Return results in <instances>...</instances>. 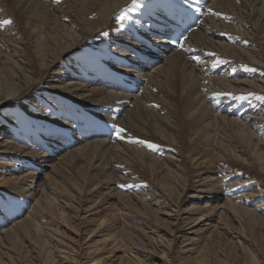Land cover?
Here are the masks:
<instances>
[{"label": "bare ground", "instance_id": "1", "mask_svg": "<svg viewBox=\"0 0 264 264\" xmlns=\"http://www.w3.org/2000/svg\"><path fill=\"white\" fill-rule=\"evenodd\" d=\"M28 1L31 7L33 0ZM168 1L172 6L166 3L157 16L158 0H138L135 5L133 0H73L74 15L62 13L56 7L58 17L67 24L55 19L54 35L45 36L42 45H38L35 62L39 63L41 70L37 72L42 71V77H34L32 61L15 48L7 56L14 64L0 65V264H27L15 251L22 232L32 237L30 243L37 253L33 258L38 264H131L135 260L132 262L133 250L128 246L135 241V234L122 226L125 218L142 232H138L139 238L148 231L157 236L164 255L168 250L169 257L174 247L169 241L183 237L181 243L185 248L176 254L177 264H188L201 254L202 238L194 228L207 220L214 230L223 229V234L231 243L238 244L252 263L264 264V0H211L206 6L200 0ZM125 4L132 9L129 22L122 24L124 29L114 26L113 32L108 30V18L122 12ZM187 12L202 13L201 23L181 43L183 47L167 44L169 34L159 35L158 26L166 23L169 32ZM68 26L73 27L60 34ZM104 29V44L98 45L106 47L108 57L77 50ZM209 39L212 42L208 44ZM218 42L224 47L214 49ZM176 47L179 50H174ZM212 51L216 54L214 61ZM214 64L217 66L213 67ZM244 66L254 71H246ZM68 77L73 81H65ZM54 82L62 86H52ZM126 84H132L136 91L129 93ZM213 89L218 94L210 93V97L207 91L214 92ZM177 92L182 100L186 97L182 127L189 126L195 140L210 143L204 155L188 152L187 157L181 158L179 144L169 138L171 135L163 134L162 129L167 134L166 129L177 123L168 115V108L174 104L172 95ZM241 95L247 99L234 98ZM20 100L22 112L15 104L12 106V102ZM174 108L177 110V106ZM113 125L125 129L123 139L114 134ZM229 134L235 135L238 143L229 139ZM156 138L163 141L160 147L156 145L158 155L154 153L156 149L152 152L148 147ZM215 148L218 154L212 163L208 154ZM129 151L148 167L146 170L160 171L157 163H165L166 172L160 176L163 180L160 178L153 187L142 184L144 180L139 176H125L127 172L122 168L129 169L123 165L106 162L105 153L118 155ZM141 151L153 158L139 154ZM162 153L164 162L159 156ZM56 155L59 158L54 162ZM78 161L84 162L81 167L86 170L85 175L84 169H80L82 173L79 170L84 175L81 180H62L60 170ZM47 168L51 172L40 180ZM193 168L194 177L189 174ZM53 179L63 182L62 186H57ZM122 184L124 189L142 186L148 191L141 193L146 202L140 203L145 207L152 204V222L133 214L134 209L129 208L132 204L125 200L128 193L121 192ZM107 204L121 205L126 211L111 226H107L109 221L103 218L104 214L99 215L103 210H99L100 206ZM138 205L133 204L135 208ZM66 208L75 216L69 217ZM22 213V220L12 223ZM72 217H76V227L82 230L98 225L103 231L102 244L96 246L94 241L80 246L82 232H75L76 228L73 232L72 228L75 237L69 240L79 243L70 248V244L65 245L62 232L72 224ZM165 225L171 229L166 230ZM217 231L212 230L216 235ZM162 232L171 236L168 242L163 240ZM209 235L211 239L213 236ZM137 247L140 250L141 246ZM120 249L124 256L117 255ZM105 254L110 257L107 259Z\"/></svg>", "mask_w": 264, "mask_h": 264}, {"label": "rangeland", "instance_id": "2", "mask_svg": "<svg viewBox=\"0 0 264 264\" xmlns=\"http://www.w3.org/2000/svg\"><path fill=\"white\" fill-rule=\"evenodd\" d=\"M47 1L46 0H33L34 3L32 2V6H31L32 9H31V7H29V5H28L29 4L28 3L29 2L28 0H0V4H1L0 11L4 15L3 20L10 19V20L13 21V23L11 25H3V24L1 25L0 24V28H2V29H0V65L4 66L6 63H7V65L9 63L10 64H14L13 60L11 58L8 59L7 56L10 53H13L14 52L13 48H15L18 51H22L23 54H24V56L27 57L29 60L32 61V63H33L32 69L36 71V73L34 74V77L35 78L42 77L43 72L42 71L41 72H37L38 70H41V69H39V63L38 62L37 63L35 62V59L38 58L37 57V48H38V45H42V41L45 40L48 37V35H54V33H53V32H55L54 31L55 30L54 28H55V26H57V22L55 21V19L57 21L61 20L60 22L62 24H67V21L66 20L58 17L60 15V13L57 11V9L60 12L62 11V13L67 12L68 15L69 14L70 15H74V13H75V11L73 10V3H72L73 0H61V2L59 4H57L55 2V0H47ZM141 1L143 2L144 0H141ZM210 1H209V3H210ZM50 2H51V4H50ZM127 4L122 5V7H123V11L122 12H120L119 14H117V12H115L114 14H112L108 18V21L106 23V24H108V23L110 24L109 27L107 28L108 30H110V31L113 32V30L115 29L114 26H120L121 29H124V27L122 26V24H126V23L129 22V12L132 10L131 7L128 6ZM33 5H34V8H33ZM35 6H38V7H35ZM25 7H27V8H25ZM56 7H57V9H56ZM41 12H43L44 14H42ZM39 13H41V14H39ZM37 14L39 16H37ZM48 14H50V16ZM35 15L37 17H35ZM40 15H42V16L40 17ZM45 15L48 16V18L50 17L49 18L50 20H48L47 17H45ZM121 15H125L126 16V19L124 21H121L120 19H118V17L121 16ZM43 16L50 23L48 21H43V20H45ZM40 20H42V21H40ZM215 20L216 21H219L217 19H215ZM46 22L48 23V25H47ZM42 23H43V26H42ZM52 25H53V27H52ZM2 26H5V27H2ZM72 27L73 26H71V27L68 26V27L63 28V30L60 31V34H62L64 32L67 33L69 30L72 29ZM2 30H3V32H2ZM10 30H13V32H11ZM105 31H107V30L104 29L99 34H95V38L89 40L87 43H85L83 45V47H79L77 50H79V52H82V53L96 52L98 54H101L102 56L108 57V50L106 49V47L105 46H99L98 45L99 42H101L102 44H104L103 43V39H104L103 33ZM45 36H47V37H45ZM63 38L65 39V36H63ZM70 40L67 39V42H70ZM211 42H212V40L209 39L208 40V44L211 43ZM220 47H224V45L222 44V42H218L217 43V46L214 49L220 48ZM201 48L204 49L203 47H201ZM263 51H264V45H263ZM203 52H204V50H203ZM201 53H202V51L200 53H198V54L201 55ZM211 53H214V55H212V56H214L213 57L214 59L212 58V60L214 61L216 59V54L213 51ZM121 55L124 56V54H121ZM212 56H210L209 59H211ZM262 63H264L263 60H262ZM160 64H165V63L164 62H161ZM116 65H118V68L117 69H121V66L119 64H116ZM256 68H258V67H256ZM221 69H222V72H223L224 69L223 68H221ZM43 79H45V78H43ZM49 80H50V77H49ZM44 81H46V80H44ZM65 81H73V78L70 79V77H68L67 79H65ZM51 85L52 86H56V85H61L62 86V84L55 83V82H54V84L52 83ZM211 85L214 86L213 84H211ZM209 89H211V86L209 87ZM35 90L36 89H33L32 91H35ZM211 91H214V92H210V91L208 92L207 91V94L210 97H211V94L210 93H214V95H217L218 94V90H214L213 89ZM135 93H138V92H135ZM158 93H159V91H158ZM178 95H179V92H177L175 95H172V97L174 98V104L171 105L170 108H168V110L171 112V113H168V115L170 116V118L172 120L176 119L177 123L174 124V126H173L172 129H170V128H169V130L166 129L167 134L162 129L163 134H165L167 137H169L168 135H171L169 138L170 139H173V141L175 143H178L179 144V146H177V148L180 150V153L182 155L181 158L184 157V156L187 157V154H189V153H191V154H198V155H204L205 154V150L209 146L210 143L209 142L207 143L206 142L207 140H205L203 142V139L199 140L198 138H196V140H195L194 139V135L189 132V126L182 127V125H181V121L183 119L182 114L185 111V108H186V105L187 104H186V101H184V100H186V97H184L183 100H182L180 98V96H178ZM14 104H15V107L19 108V111H21V112L24 111L23 110L24 108L21 105V100L18 101V102H14V103L12 102V106H14ZM149 104H150L149 106H153V105H151V103H149ZM175 106H177V110L174 108ZM158 107L159 106H157L156 108L158 109ZM218 112L219 111H217V113ZM146 119H147L146 117H143V120H146ZM143 122H145V121H143ZM145 123H147V122H145ZM174 131H176L177 134ZM222 134H228V133L222 132ZM228 138L229 139L234 138V141H236L237 143L239 141L237 139V137L235 135H233V134H229ZM152 143L154 145H157V146L160 147L162 145L163 141L162 140H157V138H156V139H154V141ZM211 147L213 148V146H211ZM155 149L156 150L152 149V152L154 150L155 155H158V152H157V149L158 148H155ZM120 153H123V154L113 155V154H110V153H105L106 154V157L105 158H106V162H108V163L111 161L112 163H115L116 165H119V166H122L123 165V167L129 169V171H126L124 168H122L125 172H127V174H124L125 176H127L129 178H132L133 176H139L140 179H142V181L144 180V182L142 184L145 183L147 185H151L152 187L153 186H156L160 181L163 180L162 179L163 177L161 178L160 176H162L164 174V171L166 172V168L164 167L165 166L164 165L165 163H161L160 162L161 163L160 165L157 163V168H159V167H160V169L162 168L160 170L161 172L158 171L157 169H155V171L152 172V170H146V169H148V167L146 165H144L143 163H141L138 160V157L136 156V154H134L132 151H129L128 153H124V152H120ZM141 153L144 154L143 151L139 152V154H141ZM145 154L144 155L147 158L148 157L149 158H153L150 154H147V153H145ZM217 154H218V150H216V148L215 149H211V151L209 152L208 155H209L210 161L212 163L214 162V158L217 156ZM159 156H160L161 159H163L162 162H164V158L163 157L165 156V154L162 153V154H159ZM154 157H156V156H154ZM56 158H59V156L58 155L55 156V158L53 159L54 162H57L58 161V159L56 160ZM156 158H158V157H156ZM179 158H180V156H179ZM150 160H152V159H150ZM83 163H84L83 161H81V162H79V161L78 162H74L71 165H67L66 168L63 169L62 171L60 170V173L63 172V175L61 176L62 177V180L67 179L70 182H72L73 180L74 181H80L81 178L85 175L84 172H86L85 168L84 167L83 168L81 167V164H83ZM243 164H247V163L243 162ZM240 165H242V164H240ZM81 168L84 169V171ZM244 168H246V165H244ZM25 169H27V168L25 167ZM80 169L83 171V174L84 175L83 174H80V173H82V171ZM162 170H163V172H162ZM194 170L195 169L193 168V170H191L192 173L189 172V174H191L192 177H194V175H195L193 173V172H195ZM93 171H96V173H100V175H101V172L98 169H94ZM47 172L48 173L51 172V169L50 168H47V170L45 169L44 171H42V174L43 175H41L40 180H43V178L45 179L44 174L47 173ZM24 173H26V172H24ZM137 173L139 175H136ZM158 173H159V175H158ZM76 177H77V179H76ZM59 178L60 177H58L57 179L59 180ZM157 178H158V180H157ZM160 178H161V180L159 181ZM57 179H53V182L55 181L54 183L57 186H60L61 187L62 184H63V182L62 183H60V181L59 182H56ZM157 181H159V182H157ZM131 191H133V192H131ZM143 191L144 192H148L142 186L139 187L136 190L134 188H131V189H124L123 188V190L121 192L123 194L128 193L127 194L128 195L127 196L128 198L127 199L125 198V200H129V201H126V202L129 203V204L130 203L132 204V206L130 205L131 207L129 206V208H132L131 211L134 209L133 210V214H135L138 217H141L142 219L145 218V219L151 221L150 218L151 217L154 218V215L155 214L152 212V210H151V214H150V209H153L154 210V208L151 207V205H152L151 204V205H148V206L146 205V207H149L147 209L143 204L140 203V202H143V203L146 202V201H144V199L141 196V193ZM138 199H139V201H138ZM193 203H194L193 201H190V204H193ZM133 204L135 206H136V204L137 205L140 204V205H143V206L138 205V207H136L137 208V210H136V208H135V206H133ZM109 206H110V209H107ZM143 207L145 209H147V210L144 211V208ZM153 207H156V209H157V206L153 205ZM102 208H103V210H102ZM104 208H106L108 211L106 209L104 210ZM99 210H102L101 213H99V215L101 214V216H103V214H104L103 218L105 217L106 220L108 219L107 221H109V222L107 223V226H111L113 222L114 223L115 222H118L119 221V217L120 216L121 217H124V216H122V214L126 212V211H124V207L121 206V205H118V204H116V206H113V205L111 206L110 204H107V206L106 205H104V206L102 205V206H100V209ZM66 211H67L69 217L74 215L71 212V210H68V208H66ZM104 212H106L107 214L104 213ZM117 213L119 215L118 217H117ZM114 215L116 216L115 218H114ZM148 215H150L149 218L147 217ZM158 215L166 218V216L164 214L161 215V213H160ZM24 216H25V214H23V213L17 215L16 218L13 219L12 223L21 221ZM116 218H117V221H114ZM69 219H70L69 220V224L72 223L71 225H73V223H74V225L73 226L69 225L68 226L69 228H63V231L64 232H62V235H64V237L66 236L65 239H63V241H65L64 242L65 245L68 246L70 244L71 246L69 245L68 246L69 248L72 247L73 245L76 247V244H78L80 242L79 245L82 246V247H85V246H87L86 243L87 244H89V243L90 244H93L94 241H95L94 244L96 246L99 243L102 244V242H103V239L102 238H104L102 236L103 235L102 234L103 231H101V228L100 227L98 229V227H97L98 225H96L97 229H96L95 226H90L91 228L87 227V228H85V229L82 230L81 228H78L79 227L78 226V220L76 219V217L75 218L72 217V218H69ZM109 219H112V220H109ZM166 219L169 220L170 218H166ZM72 220H74V221H72ZM124 220L125 221L122 222L124 225L122 224V226H125V228L128 227L129 229H131L132 233L135 234L134 235V240L135 241L134 242L131 241L130 246H128V248L131 247L130 249L133 250L134 257H132L133 258L132 262L135 260L131 264H156V263L157 264H177L178 263V262H176L177 261L176 254L177 253L180 254L179 252H182L181 250L183 248H185L184 246H182V243H181L183 241V237H180L176 241L173 242V241H169V239H171V236L168 237L169 234H167L166 232H162V233H165V236H163V238H164L163 240L166 241L165 239H168L166 242L169 241L170 244L173 243L171 245V247L174 246L172 248L173 249L172 250L173 252L171 251V253H172L171 256L172 257L170 256L171 257L170 258L168 256V254L166 253V252H168V250L165 251V255L166 256L164 255V253L162 251V247L159 246V242L157 240V236L154 237L155 235H153L150 231H148L147 233L143 234V237H140L139 238V235L140 234H138V232H140V233H142V232L140 230H138L137 225L134 224V223H130L129 220L126 219V218ZM169 222H171V220H169ZM208 222H209L208 220L207 221H204V222H201V225H196V227L194 228V230H196L199 233V235H201V238H202V243H201V246L202 247L200 246V250H199V251H201V254L198 253L196 259H194V261L191 260L192 263H191V261H189L188 264H190V263L191 264H197V263H199V264H204V263L205 264H254L255 263V262L252 263V261L249 258V256L247 258V255H245V254H243L241 252V250H240L241 248L238 246V244L236 245V243L234 244V243H231V241H229V238H227V235H225V233L223 234V232H224L223 229H221V228L220 229H217L219 231H217L216 229L214 230L215 227L213 226V224L209 225L210 222L209 223ZM12 223L8 224L6 227H9ZM125 224L126 225L129 224L130 226L129 225L126 226ZM76 226H78V227H76ZM1 227L2 226H0V228ZM72 228H74V229L72 230ZM75 228H76V231L75 232H77L78 229H79L80 232H82L81 233L82 234V236H81L82 238L81 237L79 238V242L78 243H77V241H74V238H73V241L74 242H71L69 240L70 238L75 237V234L73 233L74 230H75ZM94 228L97 231H92V230H95ZM164 228H166V230H170L171 229V227L169 225H167V226L165 225ZM167 228H170V229H167ZM59 229H62V228L60 227ZM212 230H213V232L217 231V235H216V233H213ZM94 232H96L97 234L94 233ZM208 232H209V234L211 233V236H213L211 239L208 238V237H210V235L208 234ZM26 233L27 232H22L20 234V236H18V239H17V242H16L17 243L16 245H17L18 250H15V251L22 256V259L24 261H27L25 263H27V264H38L37 260L34 259L35 257L33 258V256H37V253L34 252V250L32 249V244L30 243V240H31L32 237L30 235L26 234ZM190 235H194V234H190ZM101 236H102V238H101ZM221 237H223V239ZM86 238H88V239H86ZM142 238H143V240H141ZM81 239L83 241H81ZM92 239H93V241H92ZM98 239L99 240L102 239V242H101V240L99 241ZM75 240H76V238H75ZM96 240L98 241V243H96ZM220 240H222V241H220ZM101 244H99V245H101ZM144 244H146V245H144ZM136 245L137 246H141V247H139L140 250L138 249V247ZM108 250L110 251L111 249L108 248ZM108 250L105 249L104 252H106V251L109 252ZM119 251L120 252L117 253V255L119 254L121 256L122 255L124 256V254L121 252V249ZM175 251H176V253H175ZM200 255L201 256L203 255V259H201V256ZM106 256L107 255L105 254V257ZM108 256H109V254H108ZM109 257H106V258L108 259ZM167 257H169L170 259L167 258ZM106 258H104V259L107 260ZM165 258H166V260H165ZM5 260H7V259H5ZM0 261H2V259H0ZM165 261H168V262H165ZM200 261H202L203 263H201ZM18 264H22V263L18 262Z\"/></svg>", "mask_w": 264, "mask_h": 264}, {"label": "snow or ice", "instance_id": "3", "mask_svg": "<svg viewBox=\"0 0 264 264\" xmlns=\"http://www.w3.org/2000/svg\"><path fill=\"white\" fill-rule=\"evenodd\" d=\"M55 2L57 4H59L61 2V0H55ZM137 2H138V0H133V5H135ZM216 15H222V14L221 13H216ZM224 18L225 19H231L230 17H227V16H225ZM118 19H120L121 21H124L126 19V16L125 15H121V16L118 17ZM12 23H13V21L10 20V19L0 21V24H3V25H11ZM105 35H106V33H105ZM184 38L187 39V37H184ZM177 42H178V40H177ZM181 47H183V45H181ZM220 63H227V61H220ZM216 66H217L216 64L213 65V67H216ZM244 67H245L246 71H254V69H249V68H247V66H244ZM249 95H252V94H249ZM234 98L241 99V100L247 99V97L244 96V95H241L239 97H234ZM261 98L264 99V97H261ZM113 132L119 139H123L124 138L122 134L125 132V129L119 127L118 125H113ZM148 147L152 148V149H155L157 146L154 145V144L149 143ZM117 167H120V166L118 165ZM120 187L123 188V187H125V185L122 184V185H120Z\"/></svg>", "mask_w": 264, "mask_h": 264}]
</instances>
